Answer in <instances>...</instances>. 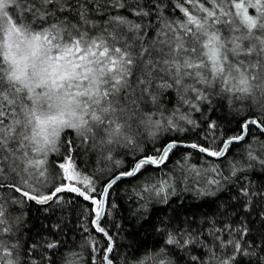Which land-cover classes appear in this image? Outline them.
I'll list each match as a JSON object with an SVG mask.
<instances>
[{
  "label": "snow or ice",
  "instance_id": "6c2138e0",
  "mask_svg": "<svg viewBox=\"0 0 264 264\" xmlns=\"http://www.w3.org/2000/svg\"><path fill=\"white\" fill-rule=\"evenodd\" d=\"M108 3L114 8L125 7L121 0ZM185 4L193 5L199 14ZM210 4L206 7L200 0L177 3L184 19L174 25L165 23L158 33L164 36L159 46L154 43L147 47L140 35L142 25L127 17L109 15L102 24L89 19L90 11L99 13L108 6L101 0H0V159L10 160L12 171L19 169L30 177L22 180L25 187L14 182L7 186L40 205L59 201L61 192L90 201L95 213L92 225L109 241L104 264H113L108 255L113 247L111 237L99 226L106 214L109 190L123 177H134L146 166L165 165L170 154L185 145L182 138H169L155 155L136 157L130 170L109 177L103 192L97 194L95 180L76 166L71 155L74 141L63 139L67 132H74L81 143L95 145L99 138L98 146L106 149L111 159L113 148L135 152L144 133L155 141L160 132L186 131L180 122L196 125L187 114L177 116L175 111L167 117L160 112L159 119L145 113L142 101L150 99L154 106L159 104L154 86L176 85L194 94L182 98L193 111L199 110L198 104L208 99L210 91L218 89L217 94L232 100L251 101L264 116V0H210ZM131 10L137 17L150 14L143 7ZM157 80L164 82L157 84ZM186 80L192 83L186 85ZM250 125L264 130V119L246 120L241 125L242 134L221 140V147L195 142L186 147L208 157H223L229 145L244 139ZM208 128L214 142L215 123ZM61 144L66 145L68 155L56 165L60 183L42 193L39 189L47 183L48 155L59 151ZM248 158L258 157L249 151ZM260 163L264 165V160ZM238 170L233 166V174ZM190 171L200 175L195 166ZM210 172L219 173V169L212 167ZM213 185L220 186L215 176L202 188L192 190L196 196H212ZM2 187L4 184H0ZM144 191L166 201L175 188L161 180ZM242 192L247 195L248 189ZM114 207L110 204L109 211ZM11 232L5 207L0 204V234ZM190 242L168 233L165 247L146 253L137 264H173L166 246ZM17 247H9L0 239V264H20L13 251ZM47 247L55 248L56 244ZM235 247L240 249L239 241ZM75 255L65 257V264H73Z\"/></svg>",
  "mask_w": 264,
  "mask_h": 264
},
{
  "label": "trees",
  "instance_id": "16d2710c",
  "mask_svg": "<svg viewBox=\"0 0 264 264\" xmlns=\"http://www.w3.org/2000/svg\"><path fill=\"white\" fill-rule=\"evenodd\" d=\"M101 2L108 6L99 13L90 11L89 19L102 24L109 15L127 17L142 25L140 35L147 47L154 43L159 46L158 41L164 36L158 33L165 23L174 25L184 19L176 7L182 0H121L125 4L123 8L112 7L108 0ZM200 2L211 7L210 0ZM137 7H143L150 14L133 15L131 9ZM185 7L199 14L193 5L185 4ZM163 82L157 80L156 83ZM168 83H172L171 80ZM190 83L192 81H185L186 85ZM154 91L159 104L154 106L150 99L142 101L141 109L145 113H152L159 119L160 112L167 117L175 111L177 116L187 114L196 125L180 122L186 131L160 132L155 141L149 140L144 133L138 138L140 147L135 152L123 147L113 148L111 159L107 158L108 151L98 146L99 138L94 145L81 143L71 131L63 136L64 140L74 141L71 155L78 169L95 180L97 194L103 191L109 177L130 170L136 157L155 155L169 138L218 148L221 140L240 135L241 125L249 118L264 119L251 101L232 100L228 95L217 94L218 89L208 93V99L198 104V111L182 103V98L194 94L179 86L159 89L154 86ZM213 122L216 125L214 142L208 128ZM249 151L258 158L249 160ZM66 155L65 144L60 145L59 151L49 153L47 183L39 189L42 193L60 183L56 165ZM261 160H264V132L250 125L244 140L231 144L225 156L219 159L179 147L170 154L165 165L146 166L136 176L119 180L109 190L106 214L99 222L112 239L109 258L113 264H137L146 253L165 247L168 233L175 234L181 241H191L184 246H166L173 264H221L224 260H229L230 264H264V165ZM192 166L200 171L199 176L190 171ZM233 166L239 169L235 174ZM13 167L10 160L0 159V184H4L0 188V204L4 205L12 225V232L0 234V239L9 247L18 245L13 251L19 256L20 264H65V257L70 253L76 254L72 257L73 264H103L104 249L109 241L92 225L95 213L91 202L69 192H61L59 201H49L47 205L27 200L7 186L14 182L25 187L22 180L30 179L19 169L12 171ZM212 167H217L219 173H211ZM212 176L220 181L218 188L212 186L215 195L196 196L192 189L202 188ZM161 180H167L175 188L166 201L155 193L144 191L148 185ZM242 189H248V194L245 195ZM110 204L115 207L109 211ZM237 241L239 250L235 247ZM49 243H55L56 247L48 248Z\"/></svg>",
  "mask_w": 264,
  "mask_h": 264
},
{
  "label": "water",
  "instance_id": "95a60500",
  "mask_svg": "<svg viewBox=\"0 0 264 264\" xmlns=\"http://www.w3.org/2000/svg\"><path fill=\"white\" fill-rule=\"evenodd\" d=\"M251 119H256L255 117H253V118H249L248 120H251ZM244 124V123H243ZM242 129V128H241ZM260 131H262V132H264V130H262V129H260V128H258ZM241 134H242V131H241ZM240 134V135H241ZM246 137V134H245V136H244V138ZM244 140V139H243ZM240 141H242V140H240ZM240 141H236V142H234V143H237V142H240ZM183 143V145H185V146H181V147H183V148H188V147H186V145L187 144H191V143H186V142H182ZM233 144V143H232ZM222 146V145H221ZM230 146V145H229ZM188 149H191V148H188ZM192 150H195V149H192ZM195 151H197V150H195ZM202 154H204V153H202ZM205 156H207L206 154H204ZM210 158H213V159H219V158H216V157H210ZM135 163V162H134ZM134 165V164H133ZM133 165H132V167H133ZM153 167H156V166H153ZM119 173H117V175H118ZM123 178H129V177H123ZM122 178V179H123ZM105 186V185H104ZM104 189V188H103ZM103 192V191H102ZM102 218V217H101ZM101 218H100V220H101ZM101 227V226H100ZM95 228V227H94ZM103 228V227H102ZM96 229V228H95ZM104 229V228H103ZM106 231V230H105ZM104 234V233H103ZM109 235V234H108ZM107 239H108V237H106ZM111 243H112V239H111ZM108 255H109V253H108Z\"/></svg>",
  "mask_w": 264,
  "mask_h": 264
},
{
  "label": "bare ground",
  "instance_id": "6f19581e",
  "mask_svg": "<svg viewBox=\"0 0 264 264\" xmlns=\"http://www.w3.org/2000/svg\"><path fill=\"white\" fill-rule=\"evenodd\" d=\"M175 101V100H174ZM183 136V135H182ZM249 136V135H248ZM226 138V137H225ZM185 141V140H184ZM186 149H188V148H186ZM104 188V187H103ZM100 222V221H99ZM100 226V225H99ZM107 232V231H106ZM104 264V263H103Z\"/></svg>",
  "mask_w": 264,
  "mask_h": 264
}]
</instances>
